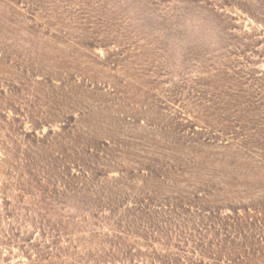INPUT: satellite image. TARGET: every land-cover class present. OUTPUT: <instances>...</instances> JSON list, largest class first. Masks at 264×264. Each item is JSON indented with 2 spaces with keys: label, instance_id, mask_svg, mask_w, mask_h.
Returning <instances> with one entry per match:
<instances>
[{
  "label": "rangeland",
  "instance_id": "obj_1",
  "mask_svg": "<svg viewBox=\"0 0 264 264\" xmlns=\"http://www.w3.org/2000/svg\"><path fill=\"white\" fill-rule=\"evenodd\" d=\"M0 264H264V0H0Z\"/></svg>",
  "mask_w": 264,
  "mask_h": 264
}]
</instances>
